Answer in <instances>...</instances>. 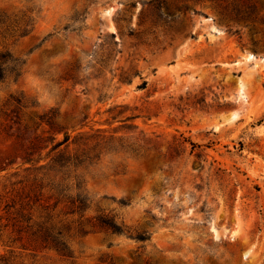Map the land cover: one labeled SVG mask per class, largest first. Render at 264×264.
I'll return each instance as SVG.
<instances>
[{"label":"rangeland","instance_id":"rangeland-1","mask_svg":"<svg viewBox=\"0 0 264 264\" xmlns=\"http://www.w3.org/2000/svg\"><path fill=\"white\" fill-rule=\"evenodd\" d=\"M233 1L259 20L221 0H0V51L25 60L0 80V264H264V0ZM97 129L145 152L71 167L80 212L56 203L55 144ZM58 231L70 255L44 241Z\"/></svg>","mask_w":264,"mask_h":264},{"label":"trees","instance_id":"trees-1","mask_svg":"<svg viewBox=\"0 0 264 264\" xmlns=\"http://www.w3.org/2000/svg\"><path fill=\"white\" fill-rule=\"evenodd\" d=\"M225 2L224 10L228 17L239 21L257 22L259 20V8L255 3L240 4L237 2H227V0H221ZM114 35V34H113ZM25 63L24 59L15 57L9 50L0 51V80L7 77L8 74H12L17 78L22 73V67ZM146 80L140 84V87H144ZM73 141L77 146L74 149H69L70 135L65 134L64 138L56 141V157H53V163H56V174L61 173V179L56 181V203L60 201H68L73 209L80 212L85 211L90 206V198L85 192L83 187L82 174L76 172L73 175L74 181L72 185L65 184L64 181L70 178L68 173L69 169L73 167L77 170L80 167H87L96 160L100 159V156L104 152H120L125 151L131 153L133 156H142L143 146L133 145L134 142L128 143L127 139L121 135L105 134L103 131L97 129L92 133L81 132L78 139ZM141 140L146 144L150 141L144 133L141 135ZM192 147L200 146V143L194 142L190 139ZM66 143L65 148H60L62 144ZM28 155L25 157V162H32L33 157ZM38 161V160H37ZM40 167H46L42 165ZM74 189L75 193H68V190ZM96 222L111 231L118 234H126L137 240H147L151 237V234L145 231L131 232L127 229L122 222H119L116 217L107 212H100L95 216ZM45 242L55 247L63 254L70 255L71 249L64 239L61 231L56 232V235L48 233L43 235ZM6 262V261H5Z\"/></svg>","mask_w":264,"mask_h":264},{"label":"bare ground","instance_id":"bare-ground-1","mask_svg":"<svg viewBox=\"0 0 264 264\" xmlns=\"http://www.w3.org/2000/svg\"><path fill=\"white\" fill-rule=\"evenodd\" d=\"M249 57L251 58V57H253L252 55H249Z\"/></svg>","mask_w":264,"mask_h":264}]
</instances>
